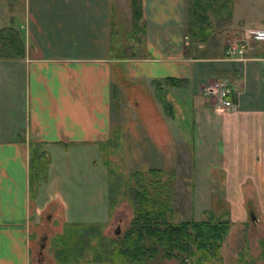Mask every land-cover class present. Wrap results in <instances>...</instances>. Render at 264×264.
I'll list each match as a JSON object with an SVG mask.
<instances>
[{"label": "crops", "instance_id": "0c3cea01", "mask_svg": "<svg viewBox=\"0 0 264 264\" xmlns=\"http://www.w3.org/2000/svg\"><path fill=\"white\" fill-rule=\"evenodd\" d=\"M6 1L0 0V28L16 31L22 51L0 57V264H30L31 215L50 203L38 205L47 180L38 181L46 176L39 173L31 180L33 161H48L50 146L90 145L97 151L102 141L119 138L118 127H111L118 73L132 82L158 83L156 90H142L149 103L139 124L158 153L173 150L188 162L194 190L206 188L205 172L214 167L221 143L231 169L253 154L247 145L256 146L262 160L254 159L259 163L249 174L257 171L256 187L264 191V49L229 54L227 44L209 55L204 40L193 46L187 0H139L134 28L130 0H21L18 13ZM231 7L227 18L237 20L236 39L264 31V0H236ZM119 16L126 18L125 40L114 30ZM215 79L229 85L232 107L217 108L214 97L201 92L202 82ZM184 97L190 101L189 123L180 121ZM203 165L207 170L200 176Z\"/></svg>", "mask_w": 264, "mask_h": 264}, {"label": "rangeland", "instance_id": "374dc122", "mask_svg": "<svg viewBox=\"0 0 264 264\" xmlns=\"http://www.w3.org/2000/svg\"><path fill=\"white\" fill-rule=\"evenodd\" d=\"M6 2H9L11 12L18 13L21 0ZM235 2L227 0L226 3L233 9L231 6ZM244 7L238 8V14L244 11ZM122 12L125 13L124 10ZM125 19L117 17L114 30L125 28ZM236 21L232 15L230 18L211 20L209 35L203 39L206 54H219L225 50V45L242 40L246 42V48L241 54H247L256 47L264 49V44L255 43L254 33L240 34L236 39L233 34V30L237 29L233 27H238ZM122 33L121 30L119 40H125ZM196 40L192 37L191 44ZM116 78L117 82H113L114 89L111 90V127H118L119 138L102 141L97 145V151L90 145L50 146L48 161L43 162L39 157L40 160L31 164V180L37 173L46 175L40 176L38 181L43 177L47 180L41 185L38 205L44 199L50 203L38 207V213L31 215L30 228L34 234L30 238V264H137L120 262L114 254L110 255L114 246L110 239L124 232L133 213L127 189V183H133L129 173L139 169L147 174L146 169L153 167H161L165 172L163 176L172 178L169 191L172 220L206 215L223 216L230 220L218 248V259L200 264H264V191L260 192L261 188L256 187L259 183L257 171L253 170V176L249 171L250 167L259 163L257 160H262L256 146L247 145L253 154H248L245 161H237L235 165L240 166L231 169L222 157V144L218 143L214 149L215 158L217 156V160L213 157L214 167L205 172L208 176L206 188L203 191L202 188L194 190V177L188 170V162L173 150L171 153H158L157 146L152 145L145 136L146 130L139 124L145 115L143 106L149 103L142 90L148 85L156 90L158 83L132 82L121 73ZM215 81L217 79L202 82L201 92H207ZM209 92L207 94L213 96ZM136 99L138 103L133 104ZM180 101L184 111L180 121L189 123V97ZM161 110L165 115L163 107ZM155 117L151 113L150 121ZM260 146L264 148V145ZM204 169L207 170L205 165L203 170H199L200 176ZM194 173L198 171L194 169ZM65 231L72 242L69 250L63 243L65 239L58 237ZM83 237H86V244ZM157 249L153 256L145 259L144 264H176L175 257H164L161 247Z\"/></svg>", "mask_w": 264, "mask_h": 264}, {"label": "trees", "instance_id": "16d2710c", "mask_svg": "<svg viewBox=\"0 0 264 264\" xmlns=\"http://www.w3.org/2000/svg\"><path fill=\"white\" fill-rule=\"evenodd\" d=\"M226 2L187 0L189 35L195 40L205 39L209 35L212 19L227 18L230 6ZM130 9L131 24L133 28L138 27L141 15L139 0H130ZM21 51L22 44L16 31L9 26L0 28V57H13ZM146 173L139 169L129 173L133 183L128 182L127 189L133 213L124 232L110 239L114 246L109 254H114L120 262L144 264L145 259L153 256L157 248L161 247L163 256L175 257L176 264L216 261L218 248L230 220L223 216L208 215L172 220L169 205L171 176H163L164 170L157 167L146 169ZM117 175L121 179L120 173ZM66 235L65 231L58 237L65 239L63 243L69 250L72 242ZM83 238L86 244V237Z\"/></svg>", "mask_w": 264, "mask_h": 264}, {"label": "built area", "instance_id": "2783aa9c", "mask_svg": "<svg viewBox=\"0 0 264 264\" xmlns=\"http://www.w3.org/2000/svg\"><path fill=\"white\" fill-rule=\"evenodd\" d=\"M254 39H264V31L256 30L253 35ZM246 48V42L242 40V42H234L228 44L227 53L231 54L233 51H237L241 53ZM212 93L214 96V104L217 108H230L233 106V103L227 98V95L230 93L229 85L222 80H217L214 82L211 88L207 89V92Z\"/></svg>", "mask_w": 264, "mask_h": 264}]
</instances>
